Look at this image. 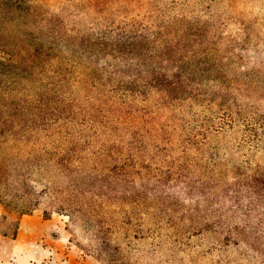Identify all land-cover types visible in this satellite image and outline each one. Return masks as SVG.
I'll list each match as a JSON object with an SVG mask.
<instances>
[{"label":"trees","instance_id":"trees-1","mask_svg":"<svg viewBox=\"0 0 264 264\" xmlns=\"http://www.w3.org/2000/svg\"><path fill=\"white\" fill-rule=\"evenodd\" d=\"M65 2L0 3V146L22 141L2 130L13 117L33 132L20 160L0 153L13 177L0 203L30 214L51 199L90 235L100 264H125L110 229L138 213H209L236 234L264 228V26L218 31L197 11L162 21L170 38L122 16L115 0ZM12 11L20 16L6 27ZM78 85L94 95L80 97ZM101 132L109 142L93 143ZM45 170L61 181H26Z\"/></svg>","mask_w":264,"mask_h":264},{"label":"rangeland","instance_id":"rangeland-1","mask_svg":"<svg viewBox=\"0 0 264 264\" xmlns=\"http://www.w3.org/2000/svg\"><path fill=\"white\" fill-rule=\"evenodd\" d=\"M68 1L75 3L79 0ZM4 2L5 0H0V3ZM45 3L50 9H54L60 3L66 2L65 0H45ZM115 4L117 10H127L122 16L126 15L148 24V29L151 28L159 36L169 32L170 38L176 31H173L174 28L167 30L161 28V22L164 21L163 24H165L173 16L189 20L191 16L198 15L197 11L209 15L207 21L213 27H218L220 29L218 31H223L227 26L226 31L232 33L243 23L255 21L264 26V0H124V2L115 0ZM19 16L20 14L16 11L5 12L1 15L2 23L7 27L8 19ZM154 25L157 27L154 28ZM29 86L22 83L17 88L26 89L24 87ZM77 92L80 97L87 94L94 95L90 87L82 85H78ZM2 95L8 97L7 92ZM84 107L89 109L88 104ZM165 116L161 113L159 117ZM97 118L99 119L98 116ZM62 119L60 124L66 121L64 117ZM11 122L12 130L8 127L11 123L2 127V130L8 129L9 132H15L16 137L21 138L22 141L1 145L0 153L7 155L4 157L6 160L9 155L16 156V159L20 160L25 141L33 135V132L26 131L25 134L23 129L25 117H13ZM77 123L76 130L82 131V135H93L89 122L80 125L78 120ZM96 127L102 129L97 125ZM49 130L52 132V127ZM8 131L5 130L4 139H7ZM41 132L37 134L38 139L41 137ZM102 136L106 135L101 132L99 137H93V143L109 142L108 138ZM210 140L218 142L216 138H210ZM253 159L254 163L258 160V158ZM11 161H5V166L1 167V188L9 187V175L13 179L10 173ZM20 164L16 177L19 175L17 182L21 186L25 176L24 172H21ZM26 181L43 186L45 181L51 185L52 183L57 185L61 179L57 173L45 170L43 175H36ZM17 188L20 187L17 186ZM38 202L36 209L30 214H21L13 206L7 207L0 203V264H100L97 253L89 245L91 237L82 226L76 225L67 213L54 209L51 199L48 200L43 196ZM188 206H192L189 200L185 203V207ZM44 213L47 215L44 216ZM143 213L144 215L139 213L133 215L129 224L119 225L117 231L110 229L112 239L120 250L118 257L125 264H264V228L247 231L248 234H236V231L230 228L225 231L224 228L216 226L215 218L209 213L185 210L178 213L159 211ZM122 216L123 214H113L112 219L123 221ZM230 230L231 232L228 233L227 231Z\"/></svg>","mask_w":264,"mask_h":264}]
</instances>
